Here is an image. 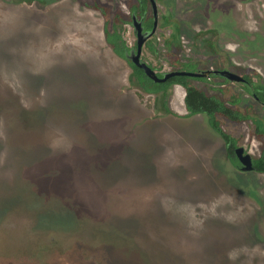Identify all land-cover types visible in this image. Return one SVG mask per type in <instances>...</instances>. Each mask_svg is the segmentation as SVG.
Segmentation results:
<instances>
[{
    "label": "rangeland",
    "instance_id": "374dc122",
    "mask_svg": "<svg viewBox=\"0 0 264 264\" xmlns=\"http://www.w3.org/2000/svg\"><path fill=\"white\" fill-rule=\"evenodd\" d=\"M133 1L54 0L47 6H40L20 4L18 0H0V146L10 147L9 152H6L7 149L0 151V228L14 222L17 226L31 225L47 229L44 234L48 238L46 241L62 242L64 246L75 244L83 254L88 252L85 257L92 259L94 264L101 261L106 264L104 260L108 256L104 252L105 248L114 254L108 264L163 263L153 250L137 245L140 229L130 226H136L134 214L108 217L101 213L103 210L106 212L108 201L100 198L102 202L95 199L96 202L90 204L79 199V194L74 191V179L104 177L97 169L90 168L92 176H89L85 166L81 167L79 163L76 165L77 161L70 154H64L63 158L72 163H57L41 173L33 171L32 166H20L21 159L26 158L23 146L28 133L42 130L40 125L43 122L47 125L43 126L44 132L59 131L55 120L51 121L50 116H47L48 106H44L48 104L54 109L59 102L66 108V111L63 109L65 112L58 115L64 122L61 127L87 135L89 152L96 155L98 147L104 144L88 132L94 122L88 118L86 109L75 108L74 104L79 103L78 99L75 100L76 91L66 87L77 82L80 95V92H94L89 83L82 82L106 81L118 89L120 84L127 87L126 93L131 94V99L135 101L130 107L123 108L122 112L119 109L121 99L115 100L116 108L112 107L109 112L112 117L111 126L115 114L122 122H126L127 132L139 130L141 125L142 130L154 133L152 139L159 142L164 150L173 142L179 144L174 148L175 151L187 153L188 158L184 164L176 166L173 171L161 166L157 174L167 177L170 173V177L180 181L187 178L218 179L220 184L212 182L204 186L191 185L170 196L171 206L168 209L179 215H187L184 219L191 220V231L196 230V233L189 236L191 243H200L197 246L201 248L204 238L221 243L219 250H213L215 245L207 246L204 251L210 254L206 260H200L202 264H264V174L255 171L241 173L229 161L221 135L211 127L208 128L204 122L206 118L196 126H191L189 118L171 116L162 121L147 122L145 116L140 115L153 112V99L143 94L137 95V90H131L132 68L125 60L114 55L104 38L107 19L111 20L118 12L127 15ZM95 5L105 7L108 17L96 9ZM159 5L162 14L172 12L183 22L185 47L180 52L183 59L195 58L206 64L228 63L237 72L252 68L264 80V0H163ZM207 30L218 33V53H213L204 37L197 36ZM164 33H168V30L161 29L159 32L162 35L159 38L160 59L168 69L167 54L163 49ZM125 34L128 43L133 45L135 38L130 26H126ZM42 39L45 40L39 41ZM42 43L46 46L40 51L38 45ZM145 55L150 61H158L149 51ZM27 67H38L50 77H59L54 79L56 83L66 86L58 91L60 101L49 100L45 98L46 93L42 95L38 90L30 88L38 83L21 80ZM235 86L238 91H243L242 84ZM174 91L180 96L184 92L182 88H175ZM93 97L92 94L91 103L96 101ZM257 110L264 118V108H261L262 111ZM123 113L127 118H138L127 121ZM46 117L50 120H46ZM34 118L37 121L32 124ZM225 127L231 134L240 136L242 145L259 154L262 144L253 138L247 124L227 121ZM234 128L235 133L232 131ZM34 138L40 146L46 145L41 140L48 142L47 137ZM151 142L150 139L146 146L153 147ZM46 153L51 152L48 149ZM16 154L18 156L14 158ZM9 155L13 158H9ZM165 157V154L159 155L156 162L160 165ZM118 160L111 158L110 162L115 164ZM145 171H149V168H145ZM110 177L125 175L122 172ZM200 188L202 191H199ZM110 208L117 211L120 209L115 202L111 203ZM82 212H90L91 215L88 218L82 217ZM248 226L254 232L262 233L249 234ZM123 228L131 229V233H125ZM81 242H91V248L78 246ZM196 252L199 254L198 249ZM64 258L69 261L70 256ZM113 258H118L120 262L113 261Z\"/></svg>",
    "mask_w": 264,
    "mask_h": 264
},
{
    "label": "flooded vegetation",
    "instance_id": "af4514ba",
    "mask_svg": "<svg viewBox=\"0 0 264 264\" xmlns=\"http://www.w3.org/2000/svg\"><path fill=\"white\" fill-rule=\"evenodd\" d=\"M155 1L158 8L157 17L155 16L152 0H134L130 5L127 15H123L121 12L116 13L111 20L109 18L107 19L104 27V38L107 45L112 48V51L116 57L125 60L133 70V82L130 83V87L132 88L131 90H137V95L143 94L147 97H152L153 99V103H151L153 112H147L145 113V115L143 113H140V115H143L142 117L145 116L147 122H149L150 120L162 121V119L170 118L171 116L181 119H190L194 116L203 115L208 119V116L205 114H196L190 116L185 102L186 88L179 83L170 84L171 81L177 77L192 78V83L208 94L218 96L231 107H240L251 112L254 118L248 121L236 122L224 116H219V120L222 123V128L237 139L235 153L237 147H244L245 152L251 154L253 158L254 168L251 171H255L257 174H264V172H259L256 170V163L262 157L264 149V118L261 117L257 110L259 109L260 111H262L261 108H264V90H262L263 97L258 96L257 93L252 91L253 89L250 85V80L247 78V76H251L254 82H261L264 84V80L261 74L257 70L252 68H248L243 72H237L235 71L233 66H230L228 63L206 64L205 62H201L195 58L183 59L180 55V52H182L183 48L185 47V41L183 37L184 33L182 28L183 22L179 17H175L172 12H170V14H162L159 4L163 0ZM20 4H37L40 6H47L51 4V2L44 5L40 3L25 2H21ZM95 8L100 10L105 17H108V11L105 7L101 5H95ZM123 20H126V22H123ZM141 23L143 26L142 34H146L152 31L155 28V25H157L156 32L151 37L147 38V40L144 42L141 60L152 67L159 77L162 78L167 73L177 71L203 72L215 70H231L244 76L246 81L232 82L223 76L215 74H210L206 77L175 75L170 77L165 82L154 81L152 78L147 76L143 68L137 66L129 57V55L132 54L133 50H138L139 31L136 24ZM115 25L119 27L121 36L127 44V49L125 50L124 55L116 53L114 47L109 43L108 40V34L106 30L109 28V30L114 31ZM126 26L131 27V31L134 35L135 40L133 45H130L128 43L125 34ZM161 29L168 30V33L163 34V37L165 39L163 49L167 54L166 58L168 59L169 65L168 69H166V67L164 66L162 59H160L161 50L159 49V38H161L162 35H160L159 32ZM197 36L204 37L207 45L212 48L213 53H218V33L216 31H201L199 34H197ZM39 39L41 38L39 37ZM44 40L45 39L39 41ZM42 44L38 45L40 51H43L41 50V48L45 45L44 43ZM147 51L152 53L154 57L158 58V61L156 63L148 60L145 55ZM187 64H192L193 66H187ZM204 66L207 67L203 69L202 67ZM135 67L142 69L145 75L150 78L155 84L169 85L168 90L166 92L164 90H160L158 92L148 91L135 77ZM35 68H25V73H23L24 78H21V80H25L29 83L34 82V84L38 83L37 85L35 84L36 86H30V88H32V90H38L39 94L41 92L42 95L43 93H46L45 98H48L49 100H52L54 102L60 101V99L57 97L58 91L61 90L64 85L56 83L57 81L54 80L58 79L59 77H50L48 76L49 74L43 72L42 69H38V67ZM82 83H89V85H91V90H94V92H80L79 95L77 90L80 87L75 81L71 86H64L63 88L66 87V89L70 88L76 91L75 96L77 97H75V100L78 99L79 103L74 104L76 105L75 108H78V110L82 108L86 109L88 118L92 123L94 122L93 127L90 128L88 132H91L94 136H96L97 139L99 138V141H102V143L104 144L103 146L98 147L99 150H96V155L98 156L94 155V153L91 151L89 152V146L88 143H86V138H88L87 135H80L77 133L78 131H69L67 128L61 127L64 125V122H62L63 120L60 118L61 116L58 117V115L65 112L66 108L64 105H62L63 103L59 102L57 103V105L61 106L60 108L56 106L54 109H51V105H44L48 106L46 110L48 114L47 116H50L51 121L55 120V123L59 126V131L53 130V132H44L43 126L47 125H44L43 122V124L40 125L42 130L38 132L35 131L28 133L25 137V146H23L25 147L23 155L26 154V158L24 160L21 159L20 166H32L34 168L33 171L36 170L37 173H41L42 171H45L47 168H50L57 163H72L70 160L63 158L64 154L72 155L74 160L77 161V163L75 162V164H82L81 167L85 166V168L88 170L87 174L89 176H92V173L89 170L90 168L97 169L100 174L104 176L102 178L96 179H94L93 177H90L88 179L77 178L75 176L76 179H74V191H77V193L79 194V199L81 201L86 203H90L92 201L96 202L95 199L100 200L101 202L102 200H104L105 202L108 201L107 208L105 209L106 212H104V210L103 212L101 211L102 215H107L108 217L112 215L126 217L128 215L134 214L136 217L134 221L136 226L134 224H131L130 226L140 229L138 234L140 240L139 244L137 245L141 244V246H143L145 249L153 250L155 256L157 255L161 259V262H163L161 264H202L203 262L201 261L206 260L209 256L208 254H210L204 251L205 249H207V246L215 245L216 247L213 248V250H219L221 248V243H218L216 241L213 242L212 239H209L208 241L206 240V238H204V241L202 243L203 248L197 246L200 245V243H191L189 236L192 233H196V230L191 231V220L189 218L184 219L187 215H179L176 214L175 211L168 209L171 206L170 196H172L174 192L185 189L187 186L190 187L191 185L204 186L212 182L220 184L218 179L187 178L185 179V181H180L178 179H175L174 177H170V173L167 177L157 174V169L161 166L162 168H165V170L171 169L173 171L176 166L184 164L188 158L187 153H184L185 151L183 153H181L180 151H175L174 148L179 144L176 145L173 142L170 144L167 150H164L163 147L159 145V142L156 143L152 139L155 136L154 133L151 131L148 132L142 130L141 125H139V130L127 132L126 122H122V120L120 118H117L118 116L115 114L113 116L114 123L111 126L112 117L111 115L109 116V112L111 111L112 107L116 108L114 105L116 103L115 100L119 99L118 101H120L121 99V102L119 103L121 107L119 109H121L122 112L123 108H128L132 104H135L134 99H131V94L126 93V90L128 89L127 87H123L122 84H120V88L118 89L115 88L113 84H110L106 81L96 83ZM236 84L243 85L242 92L238 91L237 87L235 86ZM175 88H182L184 90L183 95H177V92L175 93L174 91ZM16 89H18V87H16ZM92 94L94 96L93 98L96 99V101L93 103L90 102V99H92ZM79 97L83 98L79 99ZM180 98H182L181 101ZM238 99H240V104H233ZM147 105L149 106V103H147ZM63 109H65V111ZM123 115V117L127 121H132L131 118L133 120L138 118V116H130V118H127L125 113H123ZM41 118L39 119L40 121L42 120ZM50 118L46 117V120H50ZM36 121L37 119L34 118L31 122L32 124H34ZM227 121H233L236 124L242 125L247 124V126L252 130L253 138H255V140L259 141L262 144L261 150L258 155L251 149H248L246 146L242 145L240 136L234 131L236 128L232 129V131L235 133L234 135L226 129L225 126L227 124ZM49 126L51 127L52 125ZM42 136L45 138L47 137L48 139V142H43L42 140L40 141L41 143H46V145L44 146L38 145L37 143L39 142H37L36 138H34L37 137L41 139ZM150 139L152 140L151 144L153 145V147L146 146L147 142L150 143ZM9 148V146H7V148L0 146V151H4L7 149L6 152H9ZM48 149L51 153H46ZM91 154H93V156H91ZM162 154H165L166 156L165 161L159 165V162L157 163L156 159L159 155L162 156ZM17 156L18 154H16L14 158H16ZM8 157L13 158L11 155H9ZM111 158L119 160L115 161V164H112V162H110ZM237 159L238 165L232 163L230 160L229 161L241 173L251 172L244 171L242 169V164L238 156ZM110 168H112L111 171ZM145 168H149V171H145ZM154 170L156 171V173ZM122 172H124L125 177H110L111 175H118ZM101 179H103V182L101 181ZM88 186L89 189L87 190ZM187 190L190 189L188 188ZM199 191H202V189L200 188ZM113 202L119 205L120 209L118 211L113 209L111 210L110 205ZM90 215V212L81 213L82 217L88 218ZM114 225L117 224L114 223ZM91 228L92 227H90L89 229ZM108 228H111L110 225H108ZM123 229L125 233L130 232L131 230L125 228ZM253 230L254 229L252 227L248 226L247 232H249V234L262 233L261 231L254 232ZM45 231H47V229L39 227L37 228L31 225L17 226L14 222L2 226L0 228V263H95L89 257H85L88 252H84L83 254L79 248L75 247V244H65L64 246L62 242L46 241L48 238L44 235L46 233ZM89 232L91 233V231ZM253 237L255 236L253 235ZM91 245V242H81V244L78 246L91 248ZM197 249L200 255L201 251L204 252L202 253L201 257L199 256L198 258L197 256L199 254H197L196 252ZM104 250H106L104 252L107 253L108 256V258H105L104 261L106 262V264H108L111 256L113 257L114 254L113 252L111 253V251L107 252V248H105ZM66 256H70L69 261L67 258H64ZM176 256H179L180 258ZM216 259L218 258L216 257ZM113 261L120 262L118 258H113ZM213 261L216 260L214 259ZM97 264L105 263L101 261ZM120 264H123V262H121ZM204 264H206V262Z\"/></svg>",
    "mask_w": 264,
    "mask_h": 264
},
{
    "label": "trees",
    "instance_id": "16d2710c",
    "mask_svg": "<svg viewBox=\"0 0 264 264\" xmlns=\"http://www.w3.org/2000/svg\"><path fill=\"white\" fill-rule=\"evenodd\" d=\"M53 0H18V2L25 3H40V4H48ZM126 22V20H123ZM108 34L109 43L114 47L116 53L120 55H124L125 50L127 49L126 41L121 36L119 27L117 25L114 26V31L106 30ZM187 66H193L192 64H187ZM135 77L142 85L151 92H158L160 90H164L165 92L168 90L169 85L155 84L150 78H148L144 71L140 68L135 67ZM250 80V85L252 87V91L258 94V96L263 97L262 90H264V84L261 82H254L251 76H247ZM179 83L182 84L186 88V108L189 112V115L196 114H205L208 116L209 123L213 129L221 134L223 139L227 145V156L228 159L238 165V159L235 153V146L237 144V139L227 133L222 128V123L219 120V116L227 117L236 122L248 121L253 117L251 112L244 110L242 108H234L229 106L224 100L215 95H210L202 89L198 88L196 85L192 83V78L189 77H177L171 81L170 84ZM233 104L239 105L240 99L235 101ZM256 170L259 172H264V149L262 157L256 163Z\"/></svg>",
    "mask_w": 264,
    "mask_h": 264
},
{
    "label": "water",
    "instance_id": "95a60500",
    "mask_svg": "<svg viewBox=\"0 0 264 264\" xmlns=\"http://www.w3.org/2000/svg\"><path fill=\"white\" fill-rule=\"evenodd\" d=\"M152 1H153V5H154L155 16L157 17L158 16L157 4H156L155 0H152ZM136 25H137V29L139 31L138 50L137 51L133 50L132 54L129 55V57L137 66H139L140 68H143L145 70V73L147 74V76L152 78L154 81L165 82L170 77L175 76V75H186V76H190V77H206V76H209L210 74L223 76L232 82H245L246 81L244 76H242L239 73L233 72L231 70H215V71H203V72L177 71V72L167 73L162 78L159 77L158 74L155 72V70L152 67H150L146 62H143L141 60V54H142V48H143L144 42L147 40V38L151 37L156 32L157 25H155V28L152 31H150L146 34H142V32H143L142 23L136 24ZM236 153H237V156H238V158L242 164V169L244 171L253 170L254 165H253V158H252L251 154L246 153L245 148L242 146L236 148Z\"/></svg>",
    "mask_w": 264,
    "mask_h": 264
},
{
    "label": "crops",
    "instance_id": "0c3cea01",
    "mask_svg": "<svg viewBox=\"0 0 264 264\" xmlns=\"http://www.w3.org/2000/svg\"><path fill=\"white\" fill-rule=\"evenodd\" d=\"M205 118H206V116H203V115L194 116V117H192V118L189 119L190 120L189 121V124L191 126H194V125L196 126L197 123H199L202 119H205ZM204 122L207 124L208 128L211 127L208 119L206 121H204Z\"/></svg>",
    "mask_w": 264,
    "mask_h": 264
}]
</instances>
